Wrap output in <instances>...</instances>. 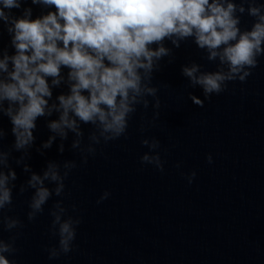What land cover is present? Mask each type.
<instances>
[{"label":"clouds","instance_id":"obj_1","mask_svg":"<svg viewBox=\"0 0 264 264\" xmlns=\"http://www.w3.org/2000/svg\"><path fill=\"white\" fill-rule=\"evenodd\" d=\"M27 2L0 0V23L14 49V54L5 50L0 58V116L8 118L14 137L11 147L4 150L7 132L0 127V224L9 233L24 227L18 218L2 215L13 203L18 178L9 163L14 151L21 153L15 163L29 174L19 191L33 190L29 221L44 212L53 195L64 194L65 180L77 167L75 160L62 164L49 160L41 173L32 170L26 161L31 158L40 118H45L51 134L36 151L43 155L59 139L62 154L64 141L72 134L71 148L86 164L96 154V146L127 138L129 120L138 106L149 107L148 97L154 109L160 108L154 73L165 57L172 62L173 49L182 42L192 40L209 62L218 61L214 72L202 70L194 61L181 66V74L190 86L203 89L205 99L224 92L228 82H244L264 56V4L258 0H31V5L45 10L35 17L32 7H23ZM13 9L22 12L15 16ZM246 10L254 23L242 30L241 16ZM62 86L67 91L53 99L54 89ZM189 98L203 107L202 99ZM54 114L56 118L51 119ZM158 117L156 111L153 121ZM82 125L91 126L86 143ZM141 143L156 152L143 154L141 163L163 171L164 161L157 151L160 141ZM208 162H212L210 155ZM195 176L192 172L188 182ZM109 195L105 191L97 203ZM49 214L53 218L50 232L59 239L58 246L46 251L49 259H56L73 250L81 220L68 215L62 199L53 203ZM19 235L16 231L7 241L0 238V264H15L8 256L18 251Z\"/></svg>","mask_w":264,"mask_h":264}]
</instances>
